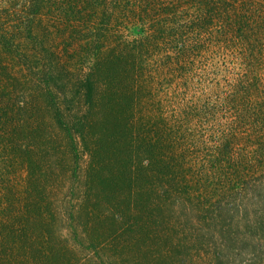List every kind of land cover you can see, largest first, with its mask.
Returning <instances> with one entry per match:
<instances>
[{
    "label": "trees",
    "instance_id": "1",
    "mask_svg": "<svg viewBox=\"0 0 264 264\" xmlns=\"http://www.w3.org/2000/svg\"><path fill=\"white\" fill-rule=\"evenodd\" d=\"M42 11L53 20H73L83 24L85 29L71 36L87 34L85 38L93 39L96 44L97 56L102 50L97 42L103 39L116 42L113 52L99 58L101 60L95 62L83 80L79 99L84 112H80V107L76 112L78 116H65L50 99L55 110L50 117L55 125L53 130L59 129L60 136L56 137H61L69 145L76 144L80 138L90 160L83 178L81 205L76 218L70 212L75 222L67 219L69 228L73 234H79L77 238L86 236L90 230L95 238L89 243L100 258L101 253L106 255V264H130L137 259L142 263L135 252L146 258H152L154 252L159 254L147 243L155 233L144 223L146 214L151 213V205L163 204L164 196L158 188H163V182L168 183L170 188L164 193L168 204L174 202L181 191L189 194L190 190L184 182L183 188L175 187L178 183L172 184L180 177L184 181L185 177L180 167L182 157L174 152L176 141L183 135L172 124L182 115L179 109L170 112V108L176 106L167 99L169 94L166 95L164 87L177 89L176 94L183 91L182 88L190 90V79L181 77L187 68L185 60L204 53V50L210 55L230 51L242 60L244 57L257 61L263 57L260 43L264 35V0H0V72L4 67L1 62L3 52L12 57H25L17 41L20 38L37 39L33 27ZM119 24L129 25L135 38L128 40L115 34ZM172 55L178 59L177 64H170ZM166 59L168 61L164 63ZM98 79L104 80L101 83L103 90L96 88ZM251 86L236 98L234 106L238 107L234 110L238 113L233 112L239 117H235V124L245 120L240 108L252 106L259 99L257 87ZM0 90L9 92V96L0 99V123L4 119L5 125L11 121L9 104L23 108L33 105L31 102L26 104L25 97L32 95L31 98L37 100L33 90L25 94L21 89H10L6 85ZM250 93L256 94L252 98ZM39 95L45 97L46 91L42 90ZM259 109L262 120L264 103ZM34 127L35 124L31 123L23 129L32 131ZM16 128L14 126L9 131L8 138H12L4 144L3 150L9 148L27 154L28 147L19 144ZM226 131L231 134L223 138L222 145L214 151H207L206 165L214 172V178L205 177L206 181L209 180L205 190L196 189V197L205 202L206 209L203 219L207 220L208 234L196 237L198 241L202 239L204 253L198 251L197 256L205 264H228L232 257L246 258L241 249L234 256V249L228 248L229 242L222 244L213 233L219 213L218 203L213 198L226 200L227 196H232L228 190L240 185V167L231 168L233 174L239 173V176L221 195V184L215 182L217 174L224 170L223 165L231 157L229 149L236 135L235 127L231 130L227 126L224 135ZM51 137L50 141L60 144L53 133ZM44 187V183H36L32 188L20 190L19 196L26 212L31 211L36 216L37 236L43 238L42 243L46 239L48 246L52 245L49 255L59 248L53 235L61 216L55 213L56 208L48 200ZM44 213L46 216L42 218ZM64 246L65 249L61 250L66 253L68 245L64 243ZM66 259L64 255L60 261L66 264ZM250 260L241 264H264V252L263 255L252 254Z\"/></svg>",
    "mask_w": 264,
    "mask_h": 264
},
{
    "label": "rangeland",
    "instance_id": "2",
    "mask_svg": "<svg viewBox=\"0 0 264 264\" xmlns=\"http://www.w3.org/2000/svg\"><path fill=\"white\" fill-rule=\"evenodd\" d=\"M112 26L115 28L114 23ZM119 26L115 34L128 40L135 38L129 25ZM84 29L79 21L53 20L42 11V16L33 27L37 39L20 38L17 41L25 57H12L4 52L1 55L4 67L0 72V88L6 85L10 89H21L25 94L33 90L35 93L32 94H36L37 100L34 101L30 95L25 100L26 104L31 102V106L21 108L9 104L11 121L5 125L3 119L0 123V264H65L60 261L64 255L67 258L66 264H106V255L101 253L100 258L89 243L95 235H91L89 230L86 236L77 238L79 234H73L67 223V219L75 222L70 212L76 218L81 205L83 178L90 163L89 156L80 138L76 144L69 145L61 137H56L60 136L59 129L53 130L55 125L51 123L50 117L55 112L50 99L65 116L77 115L76 112L83 105L79 98L84 78L91 72L96 61L109 55L115 48L116 42L103 39L97 42V46H102L97 56L96 44L93 39L85 38L87 34L71 36ZM261 39L260 47L264 53V35ZM203 52L185 60L187 68L182 71L181 77L190 79V90L182 88L183 91L176 94L177 89L164 87L166 95L169 94L167 99L176 106L170 108V112H178L179 109L182 115L181 119L172 124L183 135L176 141L174 152L182 157L180 167L185 177L184 181L180 177L179 181H172V184L178 183L175 187L182 188L188 186L189 194L181 191L176 200L168 204L164 193L170 187L168 183H162L163 188H158V191H162L164 196L163 204L152 202L150 211L153 214L147 213L144 217V223L155 233L147 243L159 254L154 252L150 256L152 258H146L142 253L135 252L142 263L137 259L130 264H205L197 256L198 251L204 253L202 239L198 241L197 236L208 234L207 220L203 219L206 209L205 202L196 197V189L201 187L205 190L211 177L214 178V172L206 165L209 156L207 151H214L222 145L224 137H229L231 133L228 131L223 134L227 126L231 130L235 127L236 135L229 149L231 157L223 165L224 170L217 174L215 182L221 184L219 195L226 191L225 188L231 182L237 181L239 173L240 185L228 190L232 196H227L226 200L213 198L218 203L219 211L213 233L222 244L229 242L228 248L234 249V256L240 249L246 256L242 260L241 257H232L228 264L247 262L252 254L263 255L264 114L261 120L262 111L259 107L264 103V55L257 61L253 58L246 60L244 57L243 61L230 51L229 55L227 52L213 55L207 50ZM177 60L172 55L169 61L170 64H177ZM102 81L98 79L97 90H103ZM251 85L257 87L259 99L252 106L240 108L245 120L235 124V117H239L234 114L238 113L234 110L238 107L234 106L236 98L253 87ZM42 90L46 91L45 97L39 95ZM255 94L250 93L252 98ZM5 95L9 96L8 90H0V99ZM178 102L183 104L179 105ZM81 108L80 112H84V108ZM145 115L150 116L149 113ZM31 123L35 124L34 129L24 131L23 127ZM254 124L257 127H253ZM14 126H17L19 144L28 147L27 154L22 151L13 152L9 148L3 150L4 144L12 138H8V134ZM52 133L60 144L50 141ZM202 167L206 169L203 171ZM237 167H240L238 175L233 174L231 169ZM205 177H209V180L206 181ZM36 183L46 185L44 188L48 200L55 206V213L61 216L55 224L53 235V241L59 248L49 255L48 250L52 245L48 246L46 239L42 243L43 238L37 236L36 216L31 211L26 212L23 199L19 196L20 190L32 188ZM45 216L44 213L42 218ZM225 235L228 236L227 240ZM64 243L68 245L66 253L61 250L65 249ZM166 259H169L168 263L163 261Z\"/></svg>",
    "mask_w": 264,
    "mask_h": 264
}]
</instances>
